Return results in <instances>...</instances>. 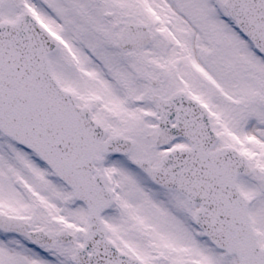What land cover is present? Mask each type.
<instances>
[{
    "label": "snow or ice",
    "instance_id": "1",
    "mask_svg": "<svg viewBox=\"0 0 264 264\" xmlns=\"http://www.w3.org/2000/svg\"><path fill=\"white\" fill-rule=\"evenodd\" d=\"M0 264H264V0H0Z\"/></svg>",
    "mask_w": 264,
    "mask_h": 264
}]
</instances>
